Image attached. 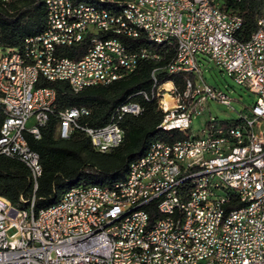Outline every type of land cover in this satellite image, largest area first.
Here are the masks:
<instances>
[{"label": "built area", "instance_id": "1", "mask_svg": "<svg viewBox=\"0 0 264 264\" xmlns=\"http://www.w3.org/2000/svg\"><path fill=\"white\" fill-rule=\"evenodd\" d=\"M125 2L153 37L167 39V48L175 51L173 64L163 71L179 74L181 87L171 81L157 85V67L151 94H140L169 99L164 126L175 125L179 138L137 160L126 188L80 190L38 212L32 199L33 213L15 212L0 197V264H264V19L242 42L236 37L241 18L220 12L214 1L196 0L189 13L167 0ZM49 10L45 37L24 41L21 50L3 49L0 39V156L36 173L34 191L42 167L25 135L40 139L56 99L55 90L36 86L39 79L66 82L79 93L122 80L141 61L161 60L160 49H130L128 42L141 37L124 28L129 10L127 16L87 13L67 0H49ZM86 39L80 60L59 55V48ZM199 55L254 96L236 120L211 117L209 101L230 106L231 99L203 79ZM141 112L139 104L126 102L107 125L89 128L78 122L86 109H66L57 114V136L66 139L81 130L95 151L109 153L123 141L121 118ZM196 120L201 127L195 136ZM168 153L179 157L180 168H173ZM191 173H198L197 186L177 199L174 183ZM199 176L215 183L224 179V187L207 193ZM123 194H131V202L116 203ZM136 205H144L142 216L120 220L122 209ZM162 206H171V213H162ZM211 215H218V223H211Z\"/></svg>", "mask_w": 264, "mask_h": 264}, {"label": "trees", "instance_id": "2", "mask_svg": "<svg viewBox=\"0 0 264 264\" xmlns=\"http://www.w3.org/2000/svg\"><path fill=\"white\" fill-rule=\"evenodd\" d=\"M227 14H237L242 26L236 37L246 42L257 28V22L264 19V0H214ZM113 10L115 0H74ZM111 2V3H110ZM114 4V5H113ZM111 7V8H110ZM45 10L40 0H14L9 4L0 3V39L3 49L21 50L26 39L42 34L45 30ZM130 49L148 47L141 37L128 42ZM89 46L88 40L71 47L59 48V55L73 61L80 60ZM152 47V46H151ZM160 49L158 63L141 61L136 71L120 81L108 85L87 87L73 93L66 82H48L39 79L37 87L55 90L53 112L40 130V139L25 135L29 148L38 154L42 175L33 190L32 176L21 162L0 156V197L6 199L14 209L29 207L34 199V211L44 210L60 201L63 194L76 186H109L122 181L130 162L142 158L152 142H171L179 138L176 130L165 132L158 127L163 113L155 99H144L142 92L150 95L153 88L152 71L159 67L157 85L174 81L181 87L179 75L168 76L163 71L175 54L173 48L153 46ZM137 103L142 112L124 115L118 122L123 131L122 143L109 153L94 150L90 139L81 131H74L68 138L57 136L60 111L83 108L86 117L78 122L81 127L101 128L107 125L116 109L126 103ZM173 134V136H172ZM156 214H153L155 218Z\"/></svg>", "mask_w": 264, "mask_h": 264}, {"label": "bare ground", "instance_id": "3", "mask_svg": "<svg viewBox=\"0 0 264 264\" xmlns=\"http://www.w3.org/2000/svg\"><path fill=\"white\" fill-rule=\"evenodd\" d=\"M14 0H10L12 2ZM43 4L45 10V30L42 34L28 38L25 41H32L36 39H41L46 36L48 33V26L50 24V10H49V0H40ZM125 1L128 0H115V5L113 10H107L99 6L88 5L85 3H75L74 0H67V4H75L78 7H82L86 9L87 13H98V14H114V16H127L129 10V17L130 19H124V28L129 31L130 35H140L143 37L146 42L149 44L148 47L145 48L153 49V46L157 47H167V39H159L152 36L150 28H147L146 23H140L137 20V12L136 10H132V3H126ZM204 1H214V0H204ZM9 2V3H10ZM114 2V0H113ZM170 6H179L180 13H189L191 7L195 6L196 0H167ZM215 2V1H214ZM0 3H5V0H0ZM111 3V2H110ZM111 8V7H110ZM220 12H224L220 9ZM152 46V47H151ZM173 64V59L168 62V64L164 67L167 69V66H171ZM166 75L176 76L179 75L177 73H166ZM174 82V81H171ZM169 99L159 98L157 100L158 109H160L163 113V118L159 125V129L165 132L176 130L175 125H165L169 114V107H168ZM165 142H152L145 155L138 159V161H145L146 159L150 158L153 152L156 150L158 145H163ZM121 143L116 145L118 147ZM115 147V148H116ZM168 160H171L173 164V168H180V161L179 157L175 156V153H168ZM137 160L130 162L128 166V171L125 176V179L116 183H113L109 186H97V185H90V186H76L72 187L67 190L60 201L46 209L55 208L60 205V203L64 200V197H70L71 194L76 193L80 190L85 189H98V188H126L127 182L130 181L132 177L133 170L136 168ZM32 179L36 180V173H31ZM198 184V173H191V174H182L179 175L178 181L174 183V190L176 192L177 199H185V191L188 186H197ZM199 184H202V187H207V193H217V187H224V179H216V183L214 180H207V176H199ZM131 202V194H123L116 196V203H128ZM45 210V209H44ZM15 212H25V213H33V203L29 205L26 209H14ZM142 212H144V205H136L125 207L122 209L120 213V220H128L131 218H135L136 216H142ZM162 213H171V206H162ZM211 223H218V215H211ZM209 232H216V225H209Z\"/></svg>", "mask_w": 264, "mask_h": 264}, {"label": "rangeland", "instance_id": "4", "mask_svg": "<svg viewBox=\"0 0 264 264\" xmlns=\"http://www.w3.org/2000/svg\"><path fill=\"white\" fill-rule=\"evenodd\" d=\"M201 64L203 79L212 86L218 87L231 99V105L225 106L216 101H209L208 107L212 118L218 120H236L244 108L254 102V96L244 88L236 85L233 80L220 68L209 62L207 57H197ZM201 127V121L196 120L192 124V132L196 136Z\"/></svg>", "mask_w": 264, "mask_h": 264}]
</instances>
